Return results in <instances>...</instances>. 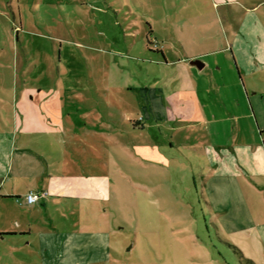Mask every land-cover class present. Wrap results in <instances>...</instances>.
Instances as JSON below:
<instances>
[{"label": "rangeland", "instance_id": "obj_1", "mask_svg": "<svg viewBox=\"0 0 264 264\" xmlns=\"http://www.w3.org/2000/svg\"><path fill=\"white\" fill-rule=\"evenodd\" d=\"M180 7L170 0H0V111L7 124L13 82L34 83L38 74L47 98L69 99L66 89L93 101L83 112L93 136L80 140L79 158L109 163L118 174L110 217L116 234L105 264H246L224 243L204 192L205 145L258 138L242 85L220 92L212 123L175 124L163 137L159 127L138 133L139 100L155 94L148 90L166 93L174 83L182 89V69L163 57L182 59L190 51ZM201 92L205 104L214 102L211 92ZM188 134L196 137L189 145L182 139ZM158 141L163 147L149 150ZM6 221L0 218V227ZM21 256L0 236V264H21Z\"/></svg>", "mask_w": 264, "mask_h": 264}, {"label": "crops", "instance_id": "obj_2", "mask_svg": "<svg viewBox=\"0 0 264 264\" xmlns=\"http://www.w3.org/2000/svg\"><path fill=\"white\" fill-rule=\"evenodd\" d=\"M170 2L184 12L190 51L182 59L171 53L163 57L166 66L182 69V89L176 91V83L162 94L149 89L155 94L139 100L144 123L138 133L159 127L163 137L177 129L175 124L190 129L195 123H212L214 107L223 101L220 92L227 86L238 91L242 85L250 109L247 116L259 124L258 138L206 144L209 170L204 192L226 246L246 264H264V0ZM197 59L202 69L190 64ZM24 71L20 75L25 78ZM41 76L36 75L34 83L13 82V127L0 111V218L7 220L0 236L22 252L21 264L108 263L116 234L110 217L118 174L109 163L79 158L84 151L80 140L93 136L91 119L83 113L93 101L66 89L69 99L47 98ZM201 91L211 92L214 102L205 104L209 100ZM209 104L212 109L206 111ZM193 135L183 137L184 143L189 145L190 138L193 143ZM163 144L158 141L149 150ZM29 193L40 199L28 204Z\"/></svg>", "mask_w": 264, "mask_h": 264}, {"label": "built area", "instance_id": "obj_3", "mask_svg": "<svg viewBox=\"0 0 264 264\" xmlns=\"http://www.w3.org/2000/svg\"><path fill=\"white\" fill-rule=\"evenodd\" d=\"M40 199V195L37 193H29L26 196V200L28 204H34Z\"/></svg>", "mask_w": 264, "mask_h": 264}, {"label": "water", "instance_id": "obj_4", "mask_svg": "<svg viewBox=\"0 0 264 264\" xmlns=\"http://www.w3.org/2000/svg\"><path fill=\"white\" fill-rule=\"evenodd\" d=\"M190 64L197 67L198 69H202L204 67L203 62H201V60H192L190 61Z\"/></svg>", "mask_w": 264, "mask_h": 264}]
</instances>
